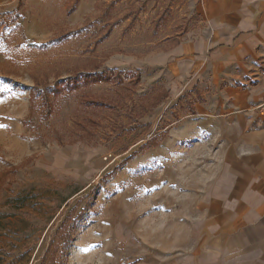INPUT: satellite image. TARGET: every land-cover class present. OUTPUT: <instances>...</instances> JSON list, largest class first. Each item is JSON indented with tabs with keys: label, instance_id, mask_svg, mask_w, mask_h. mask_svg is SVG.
I'll list each match as a JSON object with an SVG mask.
<instances>
[{
	"label": "rangeland",
	"instance_id": "obj_1",
	"mask_svg": "<svg viewBox=\"0 0 264 264\" xmlns=\"http://www.w3.org/2000/svg\"><path fill=\"white\" fill-rule=\"evenodd\" d=\"M79 2L0 0V264H40L72 211L69 239L60 242L56 264H164L162 254L132 229V214L144 215L148 195L160 188L161 142L178 112L171 121L159 118L160 103L133 120L126 117L129 107L87 110L79 105L81 96L72 94L57 102L48 122L38 120L40 107L33 124L22 122L34 81L51 84L97 64L139 71L134 113L140 103L150 107L165 88L161 70L142 65L176 43L196 16L186 0H94L73 23ZM89 92L115 95L108 85ZM87 119L100 123L94 136L67 145L71 134L83 133L76 122ZM113 120L137 127L107 139ZM56 134L65 146L53 141ZM148 142L156 146L142 149Z\"/></svg>",
	"mask_w": 264,
	"mask_h": 264
},
{
	"label": "crops",
	"instance_id": "obj_2",
	"mask_svg": "<svg viewBox=\"0 0 264 264\" xmlns=\"http://www.w3.org/2000/svg\"><path fill=\"white\" fill-rule=\"evenodd\" d=\"M186 3L196 24L142 65L161 70L159 118L178 116L132 229L164 264H264V0ZM93 4L80 0L70 21Z\"/></svg>",
	"mask_w": 264,
	"mask_h": 264
},
{
	"label": "trees",
	"instance_id": "obj_3",
	"mask_svg": "<svg viewBox=\"0 0 264 264\" xmlns=\"http://www.w3.org/2000/svg\"><path fill=\"white\" fill-rule=\"evenodd\" d=\"M35 83L28 89V104L29 111L27 118L22 122L23 126H26L28 123L33 124L35 122L34 112L36 107H40V118L38 119L41 122H48L50 118L55 113V106L57 102L68 95L76 94L81 96L79 105L85 107V109H95L100 112H113L121 108L129 107L130 113L126 117L130 119H136L137 116H142L148 114L152 108L162 103L168 96L166 90H161L158 94L155 95V102L150 106H146L143 103L139 104V112L134 113V96H136V89L141 83V74L139 71L132 72L127 70L120 69H110L107 67H102V65H93L92 67H81L77 69L73 74L67 76L64 79H60L54 83ZM96 85H108L114 88V96H93L89 94V89ZM180 100H178L177 105H179ZM134 113V114H133ZM132 122V121H131ZM84 124L76 122V126L80 128L79 132L82 134H71L73 140H69L68 144L79 142L84 140L88 136H94V130L99 126V122H96L92 119H87ZM85 123H88L90 129L85 128ZM131 123L126 124L122 121L113 120L108 123V128L113 132H105V137L110 139L114 132L120 133L121 131H131L136 128L137 124H134V128ZM107 128V129H108ZM77 132V130H76ZM78 133V132H77ZM115 134L116 136L118 135ZM74 135H78L77 138H74ZM53 141L56 142L58 146H65L66 144L62 141V136L59 134L53 135ZM156 143L148 142L142 149L153 148ZM74 211H72L68 218L65 219L60 226L56 229L52 241L50 242L45 254L43 255L40 264H56V253L60 248V242L66 241L69 239V235L66 232L67 221L70 220V217ZM80 214L76 217L79 218Z\"/></svg>",
	"mask_w": 264,
	"mask_h": 264
}]
</instances>
